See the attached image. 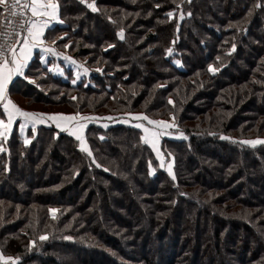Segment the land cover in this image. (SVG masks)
<instances>
[{"label": "trees", "instance_id": "1", "mask_svg": "<svg viewBox=\"0 0 264 264\" xmlns=\"http://www.w3.org/2000/svg\"><path fill=\"white\" fill-rule=\"evenodd\" d=\"M59 2V42L100 72L76 84L48 73L46 92L19 78L10 95L27 111L97 117L93 155L50 121L29 126L27 144L18 123L0 138V253L16 264H264V144L241 143L264 140V0H88L96 12ZM127 112L175 118L185 136L160 146L175 180L142 129L118 122Z\"/></svg>", "mask_w": 264, "mask_h": 264}, {"label": "snow or ice", "instance_id": "2", "mask_svg": "<svg viewBox=\"0 0 264 264\" xmlns=\"http://www.w3.org/2000/svg\"><path fill=\"white\" fill-rule=\"evenodd\" d=\"M7 0H0V5H5ZM81 3L86 4L93 12L97 11L94 3H89L88 0H80ZM158 6V5H157ZM11 12L13 16L19 15L23 18L20 23V31L5 32L0 34V138L7 139L8 135L13 130L14 123L19 124V133L21 136H25L26 129L31 127L33 133L36 132V126L38 124H47L49 121L54 122L58 129H63L68 132L72 137L79 141V148L86 153L89 157L93 155L90 147L88 146L83 130L85 128L84 121L92 119L89 116H82L79 112L75 114L65 113H44L36 111H27L20 108L9 97V84L14 77L20 76L25 80H29L35 83L31 77L25 74V70L29 67V61L33 55V49H40V61L45 64L46 72H42L44 76L48 73L63 75V69L59 64L55 62L48 63L46 56L51 55L53 57H62L63 60L69 61L71 64L76 65L75 78L72 79V84H76L77 79L80 78L81 70L84 74L89 72V69L83 64H79L73 57L66 53L59 52L53 46L47 45L45 40L46 30H51L50 26L54 22L64 23L59 17V4L58 0H11L10 7L3 9ZM190 15V13H189ZM167 16L171 18L173 12L169 11ZM183 18V13H181ZM22 36V43H20V37ZM117 36L122 40L124 38L123 29L117 33ZM15 37V42H9ZM62 39V38H61ZM56 41H52V45H55ZM17 44H19V50L17 51ZM111 47V45H109ZM64 48H68L69 44H64ZM235 45H233V48ZM167 52L171 53L172 49L168 48ZM179 63V61H177ZM209 72H213L216 69L212 65L208 66ZM99 71V69H97ZM39 87V85H37ZM76 99V97H72ZM171 103V101H169ZM132 115V114H127ZM136 120L147 121V124L152 126H145L143 123H137L135 127L142 129L143 135L140 137L141 141L149 145L151 149L156 152L157 158L160 160V166L164 167V158L158 148L160 138L162 135H168L164 129L176 128L175 123H170L164 120L150 119L147 115L137 114ZM175 118L173 117V120ZM128 121L126 120L125 123ZM179 135L184 137L185 134L180 132ZM186 138V137H185ZM222 139H228V137H222ZM24 143H29V140L25 136ZM241 143L256 146L257 144H264V140L253 139L244 140ZM5 151L4 147L0 145V152ZM170 155V154H169ZM93 163H96L93 160ZM96 167H102L99 163H96ZM168 174L173 180L176 179L172 171V163H168ZM107 170V169H105ZM56 209H50V212L55 213ZM47 237L42 235L41 240ZM71 239V237H66ZM31 243H34L31 242ZM18 259V258H17ZM0 264H16V261L11 256H5L0 253Z\"/></svg>", "mask_w": 264, "mask_h": 264}, {"label": "rangeland", "instance_id": "3", "mask_svg": "<svg viewBox=\"0 0 264 264\" xmlns=\"http://www.w3.org/2000/svg\"><path fill=\"white\" fill-rule=\"evenodd\" d=\"M2 15H3V8H1V18H2ZM1 18H0V23H1ZM50 37H52L51 38V40H55L56 41V43H55V45H53L56 49H57V51H59V52H63V53H66L67 55H69V56H71V57H73L70 53H69V51H68V48H64L63 47V45L64 44H68V43H65V42H59V40L61 39V38H64L65 37V34L64 33H59V32H56V33H53V34H51V35H49ZM79 64H83L85 67H87L88 69H89V72L88 73H86V74H84L83 72H82V70H81V75H80V78L79 79H84L86 82H92V83H94V81L91 79V73H95V72H100V71H95L93 68H90V67H88V63H87V59L88 58H85V57H83V56H81V57H73ZM35 62H37V64H34V65H32L31 66V69L29 70V74H27L29 77H31L33 80H35V83H32V82H30L29 80H25L26 81V84H28V83H31L35 88H36V90L38 89L39 91H44V92H46V89H47V86H46V84H44V82H45V78H44V76H42L41 75V69L38 67V65H40V64H42L43 65V63L41 62V61H39V60H35ZM40 63V64H39ZM64 65H67L66 67H62L63 68V76H65V77H69V78H71V79H74L75 78V72H76V65H73V64H71L69 61H66V64H64ZM69 66V67H68ZM30 68V67H29ZM67 70V71H66ZM69 70V71H68ZM59 75H61V74H59ZM42 78H44V80H41ZM79 79H77V81L79 80ZM37 85H39V87H37ZM13 99L15 100L16 98H19L18 96H15L14 94H13ZM49 113H51V112H49ZM53 113H63V112H53ZM75 113H77V112H71V113H67V114H75ZM81 115H82V113H80ZM126 114H129L128 112L126 113ZM130 114H132V113H130ZM137 114H141V113H134L133 115H137ZM82 116H85V115H82ZM93 118L96 120V121H99V119L96 117H94L93 116ZM103 119H105L104 117H103ZM109 119H113V118H109ZM120 121H123L124 119L122 118V117H119L118 118ZM132 122H138V123H143L145 126H148V127H152V126H150V125H148L147 124V121H143V120H132V119H130ZM156 120H164V121H168V122H170V123H175V120H173L172 118L171 119H156ZM103 121H105V122H108V119L107 120H103ZM51 122V121H50ZM85 122H87V121H85ZM137 124V123H136ZM163 131H165V132H167L168 133V135H162L161 136V138H160V142H159V144H158V148H159V150H160V146H161V141H162V139L164 138V137H181L179 134L178 135H176V133H173L172 131H171V129H164ZM260 140H262V139H260ZM160 152H161V150H160ZM156 153V152H155ZM161 155H162V153H161ZM163 156V155H162ZM163 158H164V156H163ZM168 163H171V162H167L166 160H164V167H165V169L168 171V167H167V165H168Z\"/></svg>", "mask_w": 264, "mask_h": 264}, {"label": "crops", "instance_id": "4", "mask_svg": "<svg viewBox=\"0 0 264 264\" xmlns=\"http://www.w3.org/2000/svg\"><path fill=\"white\" fill-rule=\"evenodd\" d=\"M58 4H59V17H60V19L61 20H63V18H62V14H61V8H60V2H59V0H58ZM0 7L1 8H3V5H0ZM64 21V20H63ZM62 25H64V23H58V22H54L51 26H50V29L51 30H46V32H45V40H46V44L47 45H50V46H53L52 45V41L53 40H51V38L52 37H50L49 35H51V34H53V33H56L58 30H56L59 26H62ZM59 33H62V32H59ZM22 43V42H21ZM54 47V46H53ZM19 50V47H18V49H17V51ZM39 56H40V49H33V55H32V58H31V60L29 61V66H30V64L33 62V61H35V60H39L40 61V58H39ZM46 61L48 62V63H52V62H55L56 64H59L60 66H61V68L62 67H66L67 65H64V64H66V61L65 60H63L62 59V57H53V56H51V55H48V56H46ZM43 65L45 66V64L43 63ZM69 67V66H68ZM28 69V68H27ZM26 69V70H27ZM63 69V68H62ZM26 70H25V72H26ZM67 71V70H66ZM19 78H23V77H20V76H17V77H14L13 78V80L10 82V84H9V97H10V99H12V97H11V95H10V89H11V87H12V85H14V83L19 79ZM1 108H2V106H0ZM135 116L136 115H125V117H122L124 120L123 121H120L119 119H118V122H124L125 123V121L127 120L128 122L127 123H133V124H135L136 125V123H138V122H132L130 119H132V120H135ZM92 120H94V118H92V119H89V120H87V122H83V123H85V128H84V130H83V134H84V136H85V133H86V128H87V126H88V124H89V122L90 121H92ZM52 123H54V122H52ZM15 124V123H14ZM55 124V123H54ZM14 126V125H13ZM63 130V129H62ZM86 139V138H85Z\"/></svg>", "mask_w": 264, "mask_h": 264}, {"label": "built area", "instance_id": "5", "mask_svg": "<svg viewBox=\"0 0 264 264\" xmlns=\"http://www.w3.org/2000/svg\"><path fill=\"white\" fill-rule=\"evenodd\" d=\"M11 0H7L6 4L3 5V9L10 7ZM23 18L19 15V10H17V15L13 16L11 12L3 10V15L0 23V34L5 32H13L14 30L20 31V23ZM9 42H15V37ZM22 42V36L20 37V43ZM19 44H17V49Z\"/></svg>", "mask_w": 264, "mask_h": 264}]
</instances>
